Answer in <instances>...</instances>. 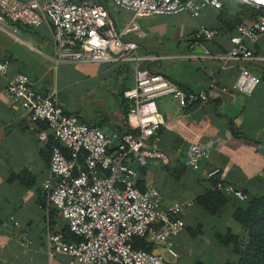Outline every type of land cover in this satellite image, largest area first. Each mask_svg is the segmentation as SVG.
<instances>
[{
    "label": "crops",
    "instance_id": "obj_1",
    "mask_svg": "<svg viewBox=\"0 0 264 264\" xmlns=\"http://www.w3.org/2000/svg\"><path fill=\"white\" fill-rule=\"evenodd\" d=\"M220 1L221 8L206 7L198 17L181 12L135 19L130 11L107 3L118 30L131 22L136 24L137 29L125 38L136 41L141 54L156 57L142 66L161 73L181 89H203L212 82L231 87L243 69L261 78L251 95L217 93L204 105L182 112H178L172 97L158 100L165 123L160 148L170 157V164L151 160L140 171L138 183L149 181L157 186L165 203L196 201L212 191L213 184L203 177L210 167H220L225 181L244 190L250 198L264 197V35L257 42L245 40L257 59L226 62L197 57L206 52L218 55L231 51L230 38L237 35L238 26L252 21H241L245 17L243 2ZM201 25L218 34L211 41L195 39ZM19 28L21 40L0 30V59L11 61L8 76L0 75V264H69V255L51 257L48 253L49 234H64L68 228L61 213L45 204L44 184L51 177L53 143L38 140L27 111L7 94L9 80L27 74L36 90L56 92L68 114L101 127L116 143L129 105L124 92L134 85V72L131 64L124 62L106 63L112 68L100 63L58 62L50 24ZM74 65L76 68L67 73V67ZM191 142L205 143L211 150L210 159L199 171L185 164L186 147ZM226 198L215 214L198 202L185 209L186 227L173 240L179 254L174 264H225L234 259L216 235L241 233L235 213L247 205L233 196ZM25 239L31 241L29 248L21 245Z\"/></svg>",
    "mask_w": 264,
    "mask_h": 264
},
{
    "label": "built area",
    "instance_id": "obj_2",
    "mask_svg": "<svg viewBox=\"0 0 264 264\" xmlns=\"http://www.w3.org/2000/svg\"><path fill=\"white\" fill-rule=\"evenodd\" d=\"M263 14L237 28L230 38L231 51L218 55L206 52L197 57L230 60H253L257 57L245 40L257 42L264 35V0H239ZM134 19L152 15H176L189 12L200 16L209 6L221 8L220 0H109ZM52 26L56 60L65 63L131 64L134 85L124 92L129 102L124 127L116 143L99 126L88 124L68 114L60 105L56 92L36 90L30 77L18 74L9 80L7 94L11 101L27 111L34 132L41 143L53 141L50 173L44 184L47 206L56 208L77 237L69 241L63 233L47 238L51 257L64 253L69 264H174L179 254L174 239L184 231L185 209L196 201L165 203L160 189L149 181L138 183L140 171L151 160L170 164L161 150L158 100L170 96L178 112L192 105L201 106L217 93L251 95L261 78L243 69L231 87L212 82L208 87L185 91L162 74H153L142 64L156 57L141 54L138 43L125 35L137 29L129 23L122 31L103 3L96 0H0V30L19 37L20 25ZM217 31L201 25L195 39L211 41ZM195 43H198L196 41ZM11 61L0 59V75L8 76ZM211 157L205 143L191 142L186 147L185 164L199 171ZM203 177L216 181L214 188L245 202L244 190L226 183L220 167L207 168ZM18 225V223H16ZM144 239L152 250L135 245ZM31 241L21 245L29 248Z\"/></svg>",
    "mask_w": 264,
    "mask_h": 264
},
{
    "label": "trees",
    "instance_id": "obj_3",
    "mask_svg": "<svg viewBox=\"0 0 264 264\" xmlns=\"http://www.w3.org/2000/svg\"><path fill=\"white\" fill-rule=\"evenodd\" d=\"M96 1L103 3L109 10L107 5L109 0ZM243 6H246L247 17L251 20L257 19L263 14L262 9H256L247 4H243ZM149 70L153 74H159L158 72L152 71L151 69ZM128 106L129 105L126 106L125 115L128 113ZM195 106L197 105H192L190 107ZM50 141L53 143L52 140ZM165 166H169V164ZM210 182L214 187L216 181ZM226 196L229 195H226L222 191L213 188L212 191H207L203 196H200L196 202L201 204L208 212L215 214L218 213L226 203ZM244 203L247 205V208L237 209L235 213L236 220L242 226V232L239 234L233 232H229L227 234H217L216 237L218 243L229 248L234 255V259L232 261H226L225 264H264V197H249V199ZM1 226L2 222L0 221V227ZM64 236L69 241L77 239V237L69 230V228H67ZM135 245L146 250H152V245H150L144 239L137 238Z\"/></svg>",
    "mask_w": 264,
    "mask_h": 264
},
{
    "label": "rangeland",
    "instance_id": "obj_4",
    "mask_svg": "<svg viewBox=\"0 0 264 264\" xmlns=\"http://www.w3.org/2000/svg\"><path fill=\"white\" fill-rule=\"evenodd\" d=\"M233 1H235V0H233ZM236 3H239V2H236ZM240 5H242L241 3H239ZM241 8L243 9V12H244V15H245V17H243L242 19H241V21L244 23V24H246L247 22H248V17H247V8H246V6H241ZM101 65H103V67H105V68H108V67H111L109 64H106V63H100ZM71 68V69H70ZM67 67V73H70L74 68H76V65H74V66H71V67ZM112 68V67H111ZM105 70V69H104ZM78 71V70H77ZM65 78H67V76L65 77ZM65 82V81H64ZM63 93H64V95H66V93H67V91H66V89H65V87L63 88V91H62ZM91 97L93 98V95H91ZM94 101H97V98H94ZM99 101H97V103H98ZM232 252V251H231ZM233 259V258H232Z\"/></svg>",
    "mask_w": 264,
    "mask_h": 264
}]
</instances>
